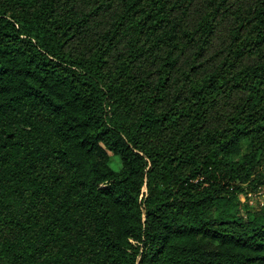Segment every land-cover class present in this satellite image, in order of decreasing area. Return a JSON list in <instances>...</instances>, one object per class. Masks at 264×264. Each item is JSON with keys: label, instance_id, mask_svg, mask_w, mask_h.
Here are the masks:
<instances>
[{"label": "trees", "instance_id": "16d2710c", "mask_svg": "<svg viewBox=\"0 0 264 264\" xmlns=\"http://www.w3.org/2000/svg\"><path fill=\"white\" fill-rule=\"evenodd\" d=\"M264 0H0V264H264Z\"/></svg>", "mask_w": 264, "mask_h": 264}, {"label": "rangeland", "instance_id": "374dc122", "mask_svg": "<svg viewBox=\"0 0 264 264\" xmlns=\"http://www.w3.org/2000/svg\"><path fill=\"white\" fill-rule=\"evenodd\" d=\"M240 201H241V203H248V205L250 207H256V206L261 207V206H264V198H261V197L248 198V197L242 195V196H240Z\"/></svg>", "mask_w": 264, "mask_h": 264}, {"label": "built area", "instance_id": "2783aa9c", "mask_svg": "<svg viewBox=\"0 0 264 264\" xmlns=\"http://www.w3.org/2000/svg\"><path fill=\"white\" fill-rule=\"evenodd\" d=\"M245 196L248 197V198H251V197H261V198H264V188L263 187H259L254 192H250V193H248Z\"/></svg>", "mask_w": 264, "mask_h": 264}]
</instances>
